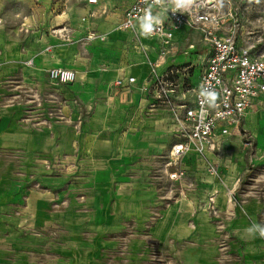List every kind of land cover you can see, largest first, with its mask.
Returning <instances> with one entry per match:
<instances>
[{
  "label": "crops",
  "instance_id": "0c3cea01",
  "mask_svg": "<svg viewBox=\"0 0 264 264\" xmlns=\"http://www.w3.org/2000/svg\"><path fill=\"white\" fill-rule=\"evenodd\" d=\"M130 1L98 0L95 4H88L87 8L72 7L49 16L46 23L51 27L62 25L57 31L63 32L68 40L46 33L45 39L31 44L25 51L19 38L7 35L0 25V148L18 152L23 157H34L42 169L37 173L40 174L37 179L33 178L34 173L27 176L31 180L25 177L15 179L16 184L11 190H24L28 198L24 206L14 203L15 208L30 213L40 198H50L53 188H58L64 195L54 198H65L66 204H71V191L91 187L92 173L104 167V161L112 153L117 151L130 156L124 153L134 149L136 135L140 133L144 136L141 153L146 151L147 137L162 134L165 128L168 133L162 136L171 144L177 140L170 113L165 109L148 111V99L140 91V86L146 83L148 71L146 53L155 52L149 37L141 32V24L136 31L120 27L123 11ZM86 11H91L94 17L85 18ZM86 28H89L87 33L94 31L103 36L89 39L85 49L88 57L80 55L78 46L72 43L74 34ZM138 45L145 52L137 50ZM94 52L99 54L94 57ZM132 57L134 62L130 59ZM171 58L168 62L174 63ZM25 59H32L30 65L38 70L26 67L23 64ZM41 67L73 69L76 76L68 84L46 81V87L42 88L46 107H39V110L38 106L30 104L19 116L14 106L23 99L21 91L40 76L47 79L46 69L40 70ZM130 76L135 78L133 83L127 81ZM117 78L123 82L118 87L113 84ZM81 82L85 84L81 86ZM263 95L253 99L247 115L254 108L264 109ZM25 97L27 102L35 103L40 95L37 100L33 93H26ZM72 102H77L80 108H75ZM141 126H144L142 132L139 130ZM122 130L125 131L122 133ZM234 136L231 134L218 142L216 150L207 151L204 156L214 155L229 146L230 138ZM187 156L202 155L190 152L182 158ZM182 158L181 165L187 174ZM46 166L59 173L55 176L46 174ZM129 166L134 169L143 167L140 163ZM218 167L224 177L230 166L227 169ZM197 176L199 183L185 182L182 187L185 189H180L182 196L158 209L157 217L149 224L151 240L173 253L179 264H264L262 252L256 246L255 232L250 233L248 229L252 226L245 222L250 212H243L231 202V195L239 187L233 181L234 171L230 178L222 180L204 173ZM35 180L39 183L38 188L32 186ZM99 185L88 190V201L100 207L103 199L99 190L103 187ZM38 189L44 194L41 195ZM209 196L214 200V212L207 204ZM122 211L133 218L144 219L146 216L135 198L127 199ZM62 216L67 217L68 212ZM230 252L232 260L226 263Z\"/></svg>",
  "mask_w": 264,
  "mask_h": 264
},
{
  "label": "rangeland",
  "instance_id": "374dc122",
  "mask_svg": "<svg viewBox=\"0 0 264 264\" xmlns=\"http://www.w3.org/2000/svg\"><path fill=\"white\" fill-rule=\"evenodd\" d=\"M214 3L220 10V34L229 35L238 45L264 56V0H214ZM88 4L89 0H0V25L7 35L19 38V44L25 51L31 44L45 39L46 33L68 40L63 32L57 31L62 25L51 27L46 20L65 9H83ZM90 15L91 11H86L84 17L88 19ZM88 30L75 33L72 40L78 46L80 55L86 57L89 55L85 50L89 44ZM174 44L176 51L171 60L185 68L176 77L182 86L174 93V99L180 100L183 96L188 97L189 88L196 83L205 52L196 29H179L175 33ZM98 54L94 52V57ZM130 59L134 62V57ZM23 64L36 67L28 64L26 59ZM46 81L50 80L40 76L25 89L26 92L21 91L23 99L14 106L19 116L30 104L38 108L46 107L42 91ZM84 84L80 83L81 86ZM26 93L40 95L39 100L27 102ZM86 115L85 112L84 117ZM143 127H140V132ZM161 133H168L167 128ZM162 134L147 137L145 153H141L140 144L144 136L140 133L136 135L134 149L124 153L130 156H123L117 151L109 155L103 163L104 167L92 173L91 187L71 191V204H66L65 198H54L64 195L58 188H53L50 198H40L30 213L13 206L14 203L26 205V192L11 189L16 184L15 179L29 178L27 176L33 173V178L39 177L37 173L42 172L39 160L0 148V264H179L173 253L151 240L148 236L149 224L157 217L160 207L182 196L179 192L184 187L183 183H199L197 174L200 173L222 180L230 178L234 171L233 181L239 187L231 195L235 201L233 206L250 212L245 220L249 226L264 228V109L259 111L254 108L246 116L243 127L233 132L235 136L230 138V145L214 155L182 158L187 167V179L182 185L171 183L165 175L163 163L169 157L171 141ZM132 163H140L143 167L131 168L129 165ZM209 166L230 167L223 177L222 174H211ZM58 173L46 166V174L55 176ZM98 184L103 187L99 190L103 199L100 207L88 201V190ZM32 186L38 188V181L35 180ZM38 191L44 194L42 189ZM129 198L137 199V204L146 213L144 219L123 213L122 207ZM66 211L68 216L63 217ZM254 232L257 249L262 252L264 260V236L259 231ZM231 260L230 252L226 263Z\"/></svg>",
  "mask_w": 264,
  "mask_h": 264
},
{
  "label": "built area",
  "instance_id": "2783aa9c",
  "mask_svg": "<svg viewBox=\"0 0 264 264\" xmlns=\"http://www.w3.org/2000/svg\"><path fill=\"white\" fill-rule=\"evenodd\" d=\"M97 2L89 0L90 4ZM177 4L181 7L177 8ZM219 11L214 0H131L120 23L121 28L136 31L141 20L149 15L161 20L149 34L141 28L151 40L155 53H146L148 71L140 91L148 99V111L165 109L174 122L172 128L177 140L171 144L163 167L167 179L178 185L186 179L181 158L190 152L204 156L207 151L216 150L218 142L243 127L253 99L264 94V56L238 45L229 35H221ZM91 17H94L92 13ZM183 26L200 33L205 60L196 83L188 90V97L175 100L174 93L182 86L176 77L185 68L168 60L176 51L174 34ZM95 37L103 36L94 31L87 33L88 39ZM136 48L144 51L141 45ZM27 62L32 64V59ZM46 75L52 82L68 84L74 81L76 72L50 67ZM127 81L133 83L135 78L130 76ZM122 83L120 78L113 81L116 87ZM71 105L80 108L77 102ZM208 171L214 176L221 174L218 166H209ZM231 202L235 204L234 199ZM207 204L214 212L212 196L207 198Z\"/></svg>",
  "mask_w": 264,
  "mask_h": 264
},
{
  "label": "clouds",
  "instance_id": "9594fccd",
  "mask_svg": "<svg viewBox=\"0 0 264 264\" xmlns=\"http://www.w3.org/2000/svg\"><path fill=\"white\" fill-rule=\"evenodd\" d=\"M181 7V5L177 4V8ZM161 22L160 18L154 17L149 15L147 18H143L141 20V28L145 34H149L153 30V25L154 24H159ZM248 231L250 233L254 231H259L260 235L264 236V228H260L258 226H254L253 228H249Z\"/></svg>",
  "mask_w": 264,
  "mask_h": 264
}]
</instances>
